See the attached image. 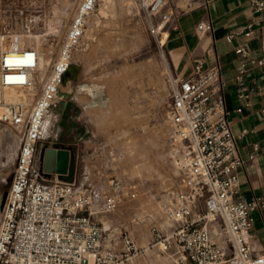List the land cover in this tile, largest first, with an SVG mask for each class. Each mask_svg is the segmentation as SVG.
<instances>
[{
    "label": "built area",
    "instance_id": "obj_1",
    "mask_svg": "<svg viewBox=\"0 0 264 264\" xmlns=\"http://www.w3.org/2000/svg\"><path fill=\"white\" fill-rule=\"evenodd\" d=\"M10 3L0 0V8ZM98 4L99 0L80 1L50 76L29 113L21 103L6 104L0 92V121L21 134L10 189L0 209V264H130L134 255L145 250L126 231L106 227L98 218L126 198H136L134 184L113 179L99 194L92 185H78L76 167L73 177L64 179L57 172L44 171L41 159L37 163L47 117ZM142 4L148 29L164 49L163 30L174 26L177 13L168 0H142ZM249 4L257 17L236 33L250 37L261 27L262 52L256 56L244 43L238 52L264 65V0H249ZM197 29L205 34L213 24L201 21ZM18 36H11V47L1 53L0 87L30 85L38 69L39 53L30 47L16 48ZM16 56L32 59L16 61ZM236 78L237 94L249 105L243 69ZM170 82L171 154L182 180L165 206L170 224L152 228L150 247L172 256L175 264H264V250L256 249L250 240L251 213L264 208V194L236 198L238 169L245 159L220 94L221 65L197 58L192 74L173 73ZM5 105L9 106L3 109ZM53 147L73 153L68 146Z\"/></svg>",
    "mask_w": 264,
    "mask_h": 264
},
{
    "label": "rangeland",
    "instance_id": "obj_2",
    "mask_svg": "<svg viewBox=\"0 0 264 264\" xmlns=\"http://www.w3.org/2000/svg\"><path fill=\"white\" fill-rule=\"evenodd\" d=\"M80 1L11 0L0 8V36L7 49L10 37L19 34L24 48L47 58L44 68L33 74V89L24 88L32 95L29 103H21L27 113L50 76ZM168 3L180 13L196 0ZM6 47L0 48V57ZM71 65L65 79L74 77L61 85L59 94L67 95L58 94L53 104L36 157L40 160L47 147L71 146L78 154V185H92L101 194L113 179L134 184L136 198H126L98 218L145 248L131 264H175L172 256L150 247L152 228L170 224L165 206L182 180L171 154L168 122L174 72L168 49H162L148 29L142 0H99ZM56 112L55 119L51 115ZM20 143L18 128L0 121V194L10 189ZM99 205L97 199L96 208Z\"/></svg>",
    "mask_w": 264,
    "mask_h": 264
},
{
    "label": "crops",
    "instance_id": "obj_3",
    "mask_svg": "<svg viewBox=\"0 0 264 264\" xmlns=\"http://www.w3.org/2000/svg\"><path fill=\"white\" fill-rule=\"evenodd\" d=\"M256 17L249 0H196L195 5L177 12L174 26L169 32L167 30L165 38L175 74H192L197 58L208 65H221L220 94L232 123L239 153L245 159L244 165L238 169L239 192L236 195L243 200L264 194V65L238 52L239 45L244 43L254 55H260L262 30L258 27L250 37L236 33L240 26ZM201 21L211 22L213 29L200 34L197 25ZM241 69L250 93L249 105L237 94L236 76ZM239 107H243L242 110H238ZM51 116L56 119L58 113ZM71 148L77 171L78 154ZM251 216L250 240L256 249L264 250V208L253 210Z\"/></svg>",
    "mask_w": 264,
    "mask_h": 264
},
{
    "label": "bare ground",
    "instance_id": "obj_4",
    "mask_svg": "<svg viewBox=\"0 0 264 264\" xmlns=\"http://www.w3.org/2000/svg\"><path fill=\"white\" fill-rule=\"evenodd\" d=\"M2 37H4V36H0V48L1 49L6 47L5 46L6 43L4 42L5 38H2ZM24 43H26V42H24V38L19 35L18 36V43L16 44V48L24 47ZM6 49H7V47H6ZM6 49H3V51L6 50ZM8 49H9V46H8ZM47 56H48V54H47ZM31 59L32 58H30V57H24V58H21L20 56L14 57V60H16V61H21V60L26 61V60H31ZM46 60H47V58L45 57V55L43 56V54L41 53V55L39 56V59L37 61L38 67L39 68H44ZM68 69H67V71H68ZM73 77H69L67 79H71ZM67 79H65V76H64V80H67ZM29 86H30V89H33V86L31 84L27 85V86L8 85V86H5V87H0V92L2 90V94L4 93L3 97H4L5 101L8 102V103H12V102H14V103L15 102H20V103L23 102V104L24 103H29L31 98H32V95L27 93L28 89L26 91H24V88L29 87ZM59 95L60 96H66L67 95V91H61ZM5 195H6V193L5 194L4 193L0 194V203L1 204H3V202H4V196Z\"/></svg>",
    "mask_w": 264,
    "mask_h": 264
},
{
    "label": "water",
    "instance_id": "obj_5",
    "mask_svg": "<svg viewBox=\"0 0 264 264\" xmlns=\"http://www.w3.org/2000/svg\"><path fill=\"white\" fill-rule=\"evenodd\" d=\"M74 159V154L70 149L57 147L45 148L41 157L44 171L57 172L64 179H70L73 177L75 173Z\"/></svg>",
    "mask_w": 264,
    "mask_h": 264
}]
</instances>
